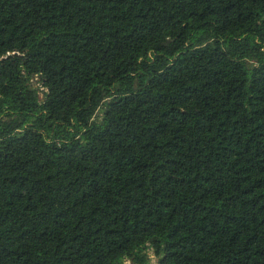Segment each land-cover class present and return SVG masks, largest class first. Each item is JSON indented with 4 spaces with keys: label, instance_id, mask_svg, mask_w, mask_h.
<instances>
[{
    "label": "trees",
    "instance_id": "16d2710c",
    "mask_svg": "<svg viewBox=\"0 0 264 264\" xmlns=\"http://www.w3.org/2000/svg\"><path fill=\"white\" fill-rule=\"evenodd\" d=\"M264 264V0H0V264Z\"/></svg>",
    "mask_w": 264,
    "mask_h": 264
},
{
    "label": "rangeland",
    "instance_id": "374dc122",
    "mask_svg": "<svg viewBox=\"0 0 264 264\" xmlns=\"http://www.w3.org/2000/svg\"><path fill=\"white\" fill-rule=\"evenodd\" d=\"M149 257H150V262L149 264H155L156 260L155 258L153 257V255L151 254V252L149 253ZM124 264H131L129 261H125Z\"/></svg>",
    "mask_w": 264,
    "mask_h": 264
}]
</instances>
